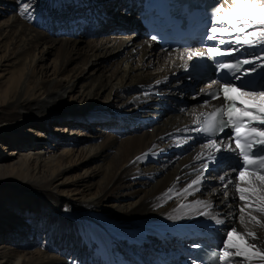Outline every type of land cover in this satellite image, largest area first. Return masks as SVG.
<instances>
[{
	"label": "bare ground",
	"instance_id": "obj_1",
	"mask_svg": "<svg viewBox=\"0 0 264 264\" xmlns=\"http://www.w3.org/2000/svg\"><path fill=\"white\" fill-rule=\"evenodd\" d=\"M43 2L44 10L34 16L29 15V7L25 11L27 4L20 5L22 15H29L27 24L13 0H0L7 9H2L7 17L0 23V69L6 68L11 78L8 89L0 93V138L13 148L0 159V171L16 176L0 187L13 192L15 205L31 214L36 231L28 233L39 241L19 244L4 239L0 264H146L148 259L155 264L159 256L177 262L189 260L195 245L215 242L222 247L225 233L234 226L248 244L255 245L253 251L264 252V227L250 221L247 212L251 209L244 213V225L237 215L255 197L245 193L248 199L240 200L232 184L224 186L232 180L248 187L228 166L231 151L223 148L229 143L217 141L221 148L217 151L195 131L196 121L202 120L212 104L201 98L206 93L203 85L196 87L202 88L197 91L199 100L191 93L189 80L179 76L190 52L165 54L136 37V29L129 24H116L104 46L89 45L81 53L76 37L80 33L96 36L100 17L108 20L103 9L113 8L116 0H107L108 6L103 7L89 0ZM67 3L75 5V14L65 13ZM261 3L264 0H257V6ZM225 7L237 5L229 0ZM65 15L67 22H62ZM78 24L86 29H75ZM123 30H127L125 35H121ZM253 40V45L260 43ZM52 51L58 59L48 67L45 62ZM80 63L82 69L69 70ZM92 66H100L99 73L88 72ZM103 98L115 103L97 110ZM160 108L171 114L156 125L148 121L138 128L121 127L123 118L131 121L137 115L135 122ZM104 111H115L118 120L106 119ZM28 121H36V128L20 133ZM73 124L80 126L78 130L96 129L90 139H77L70 147L73 143L63 139L62 133ZM135 129L141 134L129 136ZM52 140L59 141L53 152H41L42 143ZM73 173L80 175L68 186L66 180ZM198 175L200 183L188 188ZM89 183L91 187H83ZM254 184L259 187L258 181ZM60 188L64 196L54 193ZM102 208L104 212L99 211ZM252 215L264 222V213L253 211ZM216 219L224 223L217 224ZM2 224L1 238L18 231L15 225L4 228ZM247 231L255 232L258 239ZM234 242L244 243L237 237ZM237 261L264 264L260 257L232 258V264Z\"/></svg>",
	"mask_w": 264,
	"mask_h": 264
},
{
	"label": "snow or ice",
	"instance_id": "obj_2",
	"mask_svg": "<svg viewBox=\"0 0 264 264\" xmlns=\"http://www.w3.org/2000/svg\"><path fill=\"white\" fill-rule=\"evenodd\" d=\"M228 2L229 0H224V3L215 8L214 18L218 22H221V26L212 27L210 31L213 34L226 33L229 36L236 33L237 35H235L234 39L236 44L253 45V38H256L260 43L264 44V3L257 6V0H232L237 7L229 9L225 7V4ZM26 10L27 6H25ZM249 29L253 30L248 31ZM215 38V35L207 37L208 40ZM151 39L155 40L156 37L153 36ZM229 42L220 40V44ZM231 51L225 52L221 51L219 47H209L207 53L190 52L187 58L188 60H192L194 57L207 54L210 59L215 60L217 57L231 54ZM216 63L219 69L226 70V73H231L232 78L241 79V77L235 74L240 70L239 62L233 65L217 60ZM243 63L253 65L245 70V75L256 72L257 66L254 65L253 61L244 60ZM233 69L235 71H232ZM220 93L223 95V101L220 106L215 107L214 111L209 113L203 121L197 120L196 123L200 127L196 128L195 131L209 136L210 139L207 146L220 151L221 148L218 142L215 139H211V137H215L226 128L233 129L235 147L233 148L231 144H227L223 150L237 152L241 158V167L239 169H233V171L238 172L240 180L246 183L248 187L242 188L232 180H228L224 186L228 187L229 184H232L235 190L240 193V200L248 199L245 193H249L255 197L254 201H250L238 210L239 223L241 225L245 224L244 213L246 209H251V211L247 212L250 221H255L256 224L264 227V222L257 219L255 215H252L253 211L264 213V127L252 125V122H257L258 125H264V85L258 88L247 89L231 82H225L220 85L218 92L211 94L212 99H219ZM238 104L240 105L239 107L237 106ZM199 158L197 157V159ZM202 167H206V165ZM200 179L201 177L198 175L188 185V188L198 185ZM220 179L224 181L225 177L221 176ZM254 181L259 182V187L255 186ZM187 190V188L184 189L185 192ZM196 190L198 191L199 189L197 188ZM171 191L172 189L170 188L168 192ZM254 204L257 206L254 207ZM202 214L206 215L207 213ZM216 223L222 224L224 221L216 219ZM247 235L254 240L258 239L255 232L247 231ZM225 237L226 239L222 242L223 246L217 254L218 261L225 262V264H232L233 257H246L249 259L252 257H260L264 259V252H261L258 248L253 251L255 245L248 244L245 241L244 233L237 231L235 226L225 233ZM234 237L239 238L244 243L234 242ZM195 247H199V245H195ZM229 249H235V251H230ZM237 264H240V262L237 261Z\"/></svg>",
	"mask_w": 264,
	"mask_h": 264
},
{
	"label": "rangeland",
	"instance_id": "obj_3",
	"mask_svg": "<svg viewBox=\"0 0 264 264\" xmlns=\"http://www.w3.org/2000/svg\"><path fill=\"white\" fill-rule=\"evenodd\" d=\"M37 1L38 0H13V3L15 2L13 6H14L15 10H17L19 12V15H22L23 14V9L21 11L20 5L22 6V5H26L27 4V7H29L31 9L29 11L30 12L29 15L34 16V15L39 14L41 10H44V7L46 6V5L42 6L44 4L43 0L41 2H37ZM89 1H92L94 4L97 3L98 5H101L102 7L103 6H108V4H106V1L107 0L105 1V5L103 4L104 0H96V1L95 0H89ZM70 2H72V1H70ZM70 2H68V3H70ZM68 3H67V6H68L67 8L68 9L66 10V7H63V10L64 11L66 10L65 11L66 14L67 13L68 14L69 13L70 14L71 13L75 14V11H74L75 10V7H74L75 5L73 6V3H71V4L68 5ZM84 5H85V3H84ZM125 5H126V1L125 0H116V3H115V5H114L113 8L109 9L107 7V10L103 9L104 16L108 17V20L105 19L106 21H104V20L102 21L103 15H102V17H100L101 18V22L99 24L98 33L96 34V36H88L87 37V36H83L80 33L79 34V37H76L77 42H78V48H77L78 51H80L81 53L84 52V51H86L88 49L89 45L90 46H99V47H101V45L104 46L106 44V40L108 39V37L111 34L110 32L112 30V27H114L116 24L118 26H120V25L125 24V23L128 22V19L127 18H130V15H126L125 14V8H124ZM85 8H87V7H84L83 8L84 9L83 11H85ZM2 9H5V8L0 5V23L1 24L4 22V20L7 17V12L6 11L3 12ZM59 9H61L60 6H59ZM5 10H7V9H5ZM20 12H21V14H20ZM29 15H27V14L22 15V20L24 22H26L27 24L29 23ZM60 20H61V18H60ZM63 21L67 22V15H65V17H63L62 22ZM131 23H135V22L132 21V22H130V24ZM80 26L81 25L78 24V25H75L74 28L76 27L75 29H77L79 31L86 29L85 27H81L80 28ZM112 32H113V30H112ZM128 36H130V35H128ZM62 37L63 38H68V36H65V35L61 36V38ZM90 37H92V38H90ZM120 37H122V36H120ZM128 38L129 37H127V35L124 37V39H128ZM89 42H92V43H89ZM57 59H58V53L55 52V51H52V53L49 54V57H48V59L45 62L46 66H48V67L52 66L56 62ZM108 65H109V63L107 64V66ZM83 67H84V65L81 64V63L80 64H77V65L74 64V65H71L69 67V70L71 71V70L74 69L73 71H75L76 69H82ZM6 70L7 69L4 68V67H2L0 69V76H1L0 77V93L2 91L7 90L8 89V86L10 85V79L11 78L8 75V72L9 71H6ZM95 70H98L96 73H99V71L101 70L100 69V66H99V68L97 66L96 67H94V66L89 67L88 72H91L92 73ZM50 78L52 79V77H50ZM186 97H188V95ZM67 103H69V101H67ZM114 103L115 102L112 99L103 98V99H101L100 104L98 105V107L96 109L97 110L105 109L106 107L108 108V106L110 104L114 105ZM185 104L186 103H181L179 105L181 106V105H185ZM127 110L128 109H124L122 111L123 112H127ZM7 112L11 116L12 111L10 110V111H7ZM103 114H105V118L106 119L108 118V119L114 120L115 118H117L115 115H113V114H115V111H111V112L104 111ZM153 114H155L156 116H158L159 114L160 115L158 117L155 116L156 117L155 118L153 116ZM169 114H171V111L170 110H167L166 108H160V109H157V110H155L153 112H150L149 115L147 116L148 118L147 117H146V119L144 118L145 121H144V119H142V120L141 119H138L137 121L134 122V120H136L137 115H135L134 116L135 118H133L131 121L125 120V118H123V119L120 118L122 121H125V123L122 124L121 127H130V128H134L135 127V128H138V126H141V122H145L146 123L148 121H153L152 123L148 122L150 125H156L159 122H161V120L163 118L167 117ZM98 118H100V116L97 117V118H95V119H98ZM76 119L77 118H75V120ZM115 120H118V119H115ZM35 122L36 121H28L27 124H25L24 126L21 127L20 133L24 134V133L29 132V129L30 128H36L35 125H37V123H35ZM138 122H139V125H137ZM77 127H80V126H78V124H76V125L75 124L68 125V127H66L64 133H62V134H64L63 139H67L68 138L69 141H71L73 143L70 147L74 146L75 140H77V139H81V138L90 139L92 137L93 133L95 132L94 130L96 129V127H88L87 129L85 127L84 128L82 127V128H80L78 130V129H76ZM147 127H149V125H147ZM51 130H52V132H54L53 131V128ZM74 130H76L75 131L76 133L74 132ZM140 130L141 131H146V129H144V128H142ZM132 131H133L132 133H129L128 134L129 136L132 135V134H134V135L141 134V132L139 133L138 130L136 131V129L135 130H132ZM107 132L109 133V131H107ZM32 134L33 133H31V135ZM2 140L3 139L0 138V159L2 157H4V156H8L10 154L11 150L13 149L12 147L5 146L4 145V142H2ZM58 143H59V141L58 142H54L53 140L50 141V142L49 141H44L42 143V144H44V146L41 147L40 151L42 150L41 152L47 153L49 155V154H51V152H53V148H55L56 144H58ZM49 145H50V148L46 149ZM48 150H50V151H48ZM55 151L57 152V150H55ZM24 152L26 153V152H28V150H25ZM156 165L157 164H155V166ZM90 168H92V167H90ZM90 172L93 173V171H91V170H90ZM79 175H80V173H73L71 175H68V180L65 179L67 181V185L69 186V183H71V182L72 183H75L78 180L77 179L78 178L77 176H79ZM208 175H211V173H209ZM13 178L15 179L16 176H12V175L10 176L8 173L1 172L0 171V183L1 184H4V183L9 182ZM85 180H86V182H88L87 179H85ZM94 181H96V180H94ZM207 183H210V182L207 181ZM89 184H86V185L84 184L83 187H87V186L91 187V183H89ZM71 186H72V188L74 187L73 185H71ZM61 189L62 188H60V190L58 192H54V193L57 196H61L60 194L63 195V193L60 192ZM25 193H32V191L25 190ZM71 194L74 195V193H71ZM13 198H14V193L13 192H10V190L8 188H5L4 186H1L0 187V225L3 223L2 225H4V228H7L9 225H13V226L15 225V226L18 227V231L17 232H15V233H13V232L12 233L11 232L10 233H7L8 235L6 234L7 235L6 238L5 237H3V238L0 237V245H5L4 243H6V242H5L4 239H7V241H9L10 239H13L17 243H19V244H24V243L27 244L28 242H29V244L32 243V242L33 243H36L37 240L36 241H33V236H31L30 233H28L29 230H31V232L32 231L33 232L36 231V227L33 226L34 223H33V218L31 216V214L30 213L28 214L27 211L24 212L23 209H22V207H19L18 208V206L15 205V201H14ZM17 198L18 197H16V199ZM104 210H105V208H102L99 211L100 212H104ZM28 228H31V229H28ZM181 229L182 230H185V228H183V227H181ZM37 242L39 243V241H37ZM148 244H150L151 246H153V244L150 242V240H148ZM57 254H59V252H57Z\"/></svg>",
	"mask_w": 264,
	"mask_h": 264
}]
</instances>
